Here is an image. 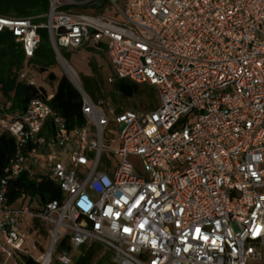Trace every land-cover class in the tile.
<instances>
[{"label":"built area","instance_id":"1","mask_svg":"<svg viewBox=\"0 0 264 264\" xmlns=\"http://www.w3.org/2000/svg\"><path fill=\"white\" fill-rule=\"evenodd\" d=\"M91 1L0 16V34L25 57L17 81L36 92L23 110L0 92V134L13 141L0 177V264H72L92 244L113 264H264V0H104L105 14L75 11ZM39 30L60 65L61 50L98 48L115 80L157 91L155 109L117 113L72 84L84 124L68 127L27 64ZM21 175L61 198L8 207Z\"/></svg>","mask_w":264,"mask_h":264},{"label":"trees","instance_id":"2","mask_svg":"<svg viewBox=\"0 0 264 264\" xmlns=\"http://www.w3.org/2000/svg\"><path fill=\"white\" fill-rule=\"evenodd\" d=\"M86 1V0H84ZM96 3L97 6H96ZM87 7L82 8V12L89 15H102L107 12V5L104 0H94L90 2L89 12ZM84 10L86 12H84ZM47 11L46 0H0V16L10 19H22L27 17H35L44 14ZM40 44L33 56L27 64L34 70L37 75H45L49 69L56 66V58L50 46L48 35L45 30H39ZM64 60L69 62L70 54L67 51H60ZM25 57L20 45L15 43L14 38L8 32L0 34V92L3 97L5 106L9 105L11 109L23 110L27 104L36 98V92L33 88L26 87L17 81L18 73L24 68ZM91 71L96 76L92 80L81 81L85 93L94 101L98 102L102 98L101 80L97 76V67L90 63ZM51 83L56 82V90L52 99L49 101V106L52 110L65 121L68 127H80L84 124L81 113L82 101L77 90L65 78L57 77L50 73L46 76ZM141 87L150 88L153 90V99L157 98V91L147 84H136L129 80H114L112 89L122 101H130L138 96ZM115 99V97H113ZM117 103L114 100V104ZM156 106H151L148 111H152ZM117 113L125 112L115 107ZM13 153V141L7 134H0V177L3 168L8 164ZM8 207H20L25 202L36 201L42 205L51 201H56L61 198V193L58 189L52 186L51 183L44 178L33 177L28 178L26 175H21L17 179L12 180L8 184L6 194ZM40 208V207H35ZM31 234L36 238L45 240V233L37 221H33ZM65 247L62 242L58 251ZM103 248L92 244L89 248L82 247L79 251V256L72 264H92L94 257L99 250ZM110 255V263L112 257ZM17 264H35V262L24 255H15ZM107 257L103 256L95 264H104Z\"/></svg>","mask_w":264,"mask_h":264},{"label":"rangeland","instance_id":"3","mask_svg":"<svg viewBox=\"0 0 264 264\" xmlns=\"http://www.w3.org/2000/svg\"><path fill=\"white\" fill-rule=\"evenodd\" d=\"M102 1V0H99ZM98 3H96L97 6ZM89 4H87L85 7H87V10L89 12ZM84 10V12H86ZM76 12H82V7H77L75 9ZM92 11V10H91ZM108 16L110 17H114V13L111 9L108 10ZM44 20H39L38 23H43ZM70 54L69 57V62H67L66 60H64L70 67H72L74 69V71L77 74V77L79 79V83L81 85V87L83 88L82 82L81 81H87V80H92L94 79L96 76L94 75V73H92L91 71V66L90 63H93L94 65H96L97 67V76L100 78L102 86H101V90H102V98L99 99L98 102H102L104 103L107 107L111 108V109H115V107L121 109L122 111H136V112H146L148 111V109L151 106H156L158 101L157 98L155 97L153 99V90L152 89H148V88H144L141 87L139 92H138V96L130 101H122L117 95L116 93L113 91L112 89V83L114 82V73L111 69L110 63L108 62L106 56L104 55V53H101V51L98 48H95L93 46H89L87 48H83L80 49L78 51H67ZM50 73H53L57 79L61 78V77H65L70 83V79L67 76V74L65 73V71L62 68V65H60L58 62L56 63V66H54L53 68L49 69L48 72L45 75H37L36 74V80L39 83L40 86H42V88L45 90L47 95H51L54 94L55 90H56V82H49L46 78V76ZM111 78L112 82H108V79ZM72 84V83H71ZM113 97H115V99H113ZM114 100L117 102L114 104ZM112 147L114 149L118 148L117 144L112 145ZM129 162L131 164L134 165L135 167V174L140 177V178H144L145 174L143 173V171L141 170V168L139 167V161L138 159L135 158H129L128 159ZM63 164L65 165V162H63ZM40 174H44V170H42L40 172ZM79 252L75 253L73 255V260L72 263H74V260H76L79 256ZM109 252L106 251L105 249L99 250L96 254V256L94 257L93 263L95 264L97 262V260H99L101 257L105 256L107 257L109 260H107L104 264H109L110 263V255H108Z\"/></svg>","mask_w":264,"mask_h":264},{"label":"bare ground","instance_id":"4","mask_svg":"<svg viewBox=\"0 0 264 264\" xmlns=\"http://www.w3.org/2000/svg\"><path fill=\"white\" fill-rule=\"evenodd\" d=\"M61 65H62L63 70L69 77L71 83L77 87H80L79 79L74 69L70 67L65 61H61Z\"/></svg>","mask_w":264,"mask_h":264},{"label":"crops","instance_id":"5","mask_svg":"<svg viewBox=\"0 0 264 264\" xmlns=\"http://www.w3.org/2000/svg\"><path fill=\"white\" fill-rule=\"evenodd\" d=\"M53 96V94H51Z\"/></svg>","mask_w":264,"mask_h":264}]
</instances>
